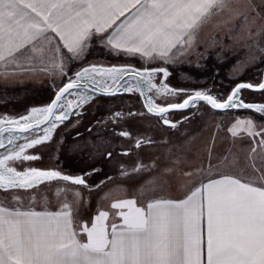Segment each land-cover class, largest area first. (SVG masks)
<instances>
[{
	"label": "crops",
	"instance_id": "1",
	"mask_svg": "<svg viewBox=\"0 0 264 264\" xmlns=\"http://www.w3.org/2000/svg\"><path fill=\"white\" fill-rule=\"evenodd\" d=\"M208 4L0 0V82L53 90L94 47L164 54ZM171 185H135L132 197L111 187L95 221L2 203L0 264H264V180L224 171Z\"/></svg>",
	"mask_w": 264,
	"mask_h": 264
},
{
	"label": "rangeland",
	"instance_id": "2",
	"mask_svg": "<svg viewBox=\"0 0 264 264\" xmlns=\"http://www.w3.org/2000/svg\"><path fill=\"white\" fill-rule=\"evenodd\" d=\"M193 14L188 29L172 48L167 47L164 54L108 52L106 48L94 47L85 50L66 75L89 64H121L138 69L161 68L172 74L174 85L190 90L211 86L217 94L245 80L257 83L264 68V0H209L202 13ZM21 83L8 87L0 82V116H17L31 106L45 105L63 81L53 90L51 87L35 89L30 85L33 83L26 84V81ZM258 99L264 102V94ZM226 113L200 115L189 121L193 122L188 125L189 131L183 128L164 131L159 127L157 138L150 140L151 143L149 141L141 151L147 169L143 175H135L134 179L129 177L131 180L127 183H135L142 190L152 183L172 186L224 171L237 173L245 179L264 180V119L249 112H242V115L233 111ZM78 143L67 140L66 145L58 146L55 155L75 172L85 162H91L94 153L87 144ZM122 185L112 187L114 192L112 188V191L100 189L95 197L87 198L88 205L84 204L83 191L55 185H41L26 192L0 191V204L16 208L64 206L74 216L89 214L95 221L96 215L102 214L105 195L108 198L112 192L126 197L135 194V185L127 189Z\"/></svg>",
	"mask_w": 264,
	"mask_h": 264
},
{
	"label": "flooded vegetation",
	"instance_id": "3",
	"mask_svg": "<svg viewBox=\"0 0 264 264\" xmlns=\"http://www.w3.org/2000/svg\"><path fill=\"white\" fill-rule=\"evenodd\" d=\"M157 68V67H156ZM151 77L153 90L147 96L152 99L155 106L169 107L178 106L183 101L191 98L194 92H201L202 96H214L218 102H224L230 91L238 84L246 83L252 87L257 86L260 82L261 75L257 83L255 81L245 80L233 85L230 90L222 93H215L211 86L204 88L193 87L185 89L182 86L174 85L171 81L169 72L165 70L155 73ZM171 88V89H170ZM158 92V93H157ZM261 93H252L247 90L240 92L241 101L246 104H262L258 98ZM251 95V97H250ZM141 99L132 91L130 94L114 97H95L90 103L84 104L76 113L56 130L47 143L36 144L31 148L28 145L34 143L39 134H30L23 138V142L16 144L10 152L20 149H26L24 154L34 158L30 161L12 162L16 171H21L25 167L39 168L40 170H54L64 176L80 177L77 184L69 185L64 180L56 181L48 185L63 186L83 191L86 202L90 197H95L100 189H111L121 185L129 177H137L147 169L142 150L149 144L150 140L157 138L158 128L164 131L182 130L191 128L189 122L200 115H218L228 113H215L201 102L196 103L193 107H188L180 112H170L166 116L168 124L160 123L159 118L148 115L144 110ZM191 104V103H190ZM242 115L245 113L234 112ZM259 116L264 119V109L260 111ZM86 126L84 130H81ZM78 129L77 131H75ZM71 136H68V135ZM185 134V133H183ZM77 141L90 146L94 153L91 156V162H85L83 167L75 172V169H69L63 159L56 158L58 146L66 145L67 140ZM145 140V141H144ZM74 143V142H73ZM151 143V141H150ZM68 145V144H67ZM28 148V149H27ZM41 163L46 165L41 167L35 165ZM146 166V167H145ZM137 175V176H135ZM135 176V177H134ZM45 186V185H44ZM96 193V194H95Z\"/></svg>",
	"mask_w": 264,
	"mask_h": 264
},
{
	"label": "water",
	"instance_id": "4",
	"mask_svg": "<svg viewBox=\"0 0 264 264\" xmlns=\"http://www.w3.org/2000/svg\"><path fill=\"white\" fill-rule=\"evenodd\" d=\"M262 70L260 83L257 86L252 87L246 83L238 84L230 91L224 102H217L214 96H202L201 92H194L191 98L180 105L163 108L155 106L154 101L147 96L154 88L151 77L163 69L156 67L138 69L132 65L109 66L96 63L82 66L66 77L45 105L31 106L17 116H0V191H32L38 186L62 180L69 185L77 184L80 177L64 176L51 169L40 170L25 167L21 171H16L11 165L12 162L20 160L27 162L34 158L24 154L25 148L15 152H10V150L16 144L23 142L24 137L35 133L39 134V137L34 143L28 145V148L36 144L47 143L60 124L67 121L72 113L78 112L84 104L90 103L96 96L114 97L134 91L141 99L142 106L148 115L158 117L163 125L168 124L166 116L170 112H180L193 107L198 102L207 105L215 113L231 111L242 113L244 111L259 115L264 105L244 103L240 99V92L242 90L252 93L264 92V68Z\"/></svg>",
	"mask_w": 264,
	"mask_h": 264
}]
</instances>
